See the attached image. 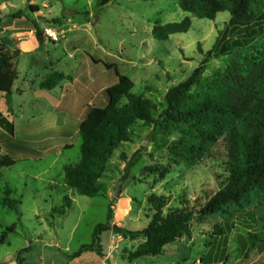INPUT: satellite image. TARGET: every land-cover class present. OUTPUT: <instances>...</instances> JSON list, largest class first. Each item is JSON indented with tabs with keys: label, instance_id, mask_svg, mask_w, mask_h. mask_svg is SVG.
<instances>
[{
	"label": "rangeland",
	"instance_id": "obj_1",
	"mask_svg": "<svg viewBox=\"0 0 264 264\" xmlns=\"http://www.w3.org/2000/svg\"><path fill=\"white\" fill-rule=\"evenodd\" d=\"M30 1L37 7L36 12L27 10ZM3 14H18L17 18L6 17L9 22L33 21L41 31L51 26L60 32L58 42L47 44V52L18 58L16 71L20 82L35 78L38 83L52 73L68 76L53 90L45 91L53 102L66 84V92L73 100L77 98V103H62L61 113L83 114L90 106L103 108L104 89L117 81L115 71L133 82L131 94L149 99L156 108L151 111L155 122L134 124L129 142L121 143L112 153L97 183L99 194L93 198L63 187V167L79 160V131L72 137L53 136L52 141L36 145L22 143L20 131L8 149L28 161L0 168V264H194L215 252L214 246L220 243L212 232L221 222L219 217L195 216L192 237L166 245L156 257L137 256L145 240L124 238L118 229L145 228L153 214L151 196L168 198L164 209L167 214L181 209L184 200L190 206L204 204L226 179L222 141L201 163L189 166L175 161L169 157L168 146L179 137L177 125L160 116L167 107V91L191 75L204 58L203 53L234 33L229 25L230 14L219 13L213 21L199 18L181 10L179 0H0L1 25ZM185 18L191 20L188 32L172 35L166 41L153 38L155 25L180 23ZM230 60L231 55L210 60L201 79L212 76ZM126 102L123 99L121 103ZM24 104L22 116L30 117L51 110L54 103ZM65 140L68 143L60 150ZM144 140L146 145L142 144ZM153 167H168V173L160 179L149 173ZM122 177L121 193L115 198L113 192ZM4 187L13 190L9 198L20 202L16 210L3 201ZM64 197L71 199L66 214H54ZM259 216L256 229L236 224L228 237L227 264H264V211ZM99 223L109 227L100 237L102 257L90 250L83 253V258L70 259L82 245L91 244L94 227ZM10 227L15 231L8 232ZM236 233L243 238L254 236L246 241V250L239 248Z\"/></svg>",
	"mask_w": 264,
	"mask_h": 264
},
{
	"label": "trees",
	"instance_id": "obj_2",
	"mask_svg": "<svg viewBox=\"0 0 264 264\" xmlns=\"http://www.w3.org/2000/svg\"><path fill=\"white\" fill-rule=\"evenodd\" d=\"M179 7L211 21L217 14L228 12L234 33L203 53L204 58L191 75L167 91L164 98L167 107L160 118L176 124L179 135L169 144L168 154L171 159L192 166L201 163L222 141L226 150L227 177L204 204L196 202L190 206L189 201L184 200L181 209L169 210L167 214L164 209L168 198L151 196L149 204L153 214L147 226L138 231L120 228L118 233L130 240H145L138 247L137 256L156 257L166 245L192 237L191 222L195 216L219 217L221 222L214 225L212 234L220 246H214L215 252L200 261L202 264H227L228 237L236 224L251 230L264 211V0H179ZM36 8L30 5L32 12H36ZM190 27L191 20L185 18L180 23L155 25L152 35L158 41H166L172 35L188 32ZM36 33L42 36L38 27ZM2 48L0 46V93L9 95L18 76L14 66L18 53L8 55ZM227 55H231V60L226 66L201 79L210 60ZM115 73L116 83L104 89L106 105L103 108L90 106L81 116L79 160L63 167V187L80 196L93 198L99 194L97 183L112 153L121 143L129 142V130L134 124L155 122L151 116L155 105L143 96L131 94L133 82ZM63 79V74L54 73L43 88L52 89ZM123 99L127 100L124 104L121 103ZM0 137V142L13 138V124L1 113ZM19 162L22 161L4 157L0 168H9ZM149 173L163 179L168 167H153ZM3 190L6 194L3 201L9 209L16 210L20 202L9 198L13 190L9 187ZM70 204L71 199L64 197L62 206L53 213L63 216ZM7 231L15 230L10 227ZM106 231H109L108 225L97 224L91 244L82 245L70 259L90 250L102 257L99 243L101 234ZM6 236L4 233L3 238ZM235 236L241 250H246V241L254 237L243 238L237 233Z\"/></svg>",
	"mask_w": 264,
	"mask_h": 264
},
{
	"label": "crops",
	"instance_id": "obj_3",
	"mask_svg": "<svg viewBox=\"0 0 264 264\" xmlns=\"http://www.w3.org/2000/svg\"><path fill=\"white\" fill-rule=\"evenodd\" d=\"M30 5L35 4L30 1L27 10H30ZM11 16L13 17V15L10 14L2 15L4 21L2 25L0 24V46L6 51L11 52V54H13V52L18 53L14 62L15 69L17 70L16 61L18 58L26 55L31 57L42 51L47 52L46 46L52 41H47L45 38H42V36H37L36 27H38V25L36 22L27 21L26 24H18L17 22L6 21V17ZM52 75L53 73L46 78H41L38 83L35 78L28 80L24 78L21 79L22 81L20 82L19 76H17V79L11 87V93L9 95L2 92L0 93V113L8 122L13 124L12 140L0 142V161L4 157H9L13 161H28V158H24V156H14L12 151L8 149L9 144L17 140V134L20 133V131L23 133L22 143L32 145H36L40 141H52L53 136L72 137L74 133L79 131L82 112L61 113L59 110L62 103H77V98L73 100L72 95L66 92L67 85L65 84L61 87L60 96L54 98L53 102L45 93L46 90H53L69 77L64 75V79L52 89L43 88L45 81ZM43 101L54 103L51 110L39 112L37 115L30 117L22 116L24 103H42ZM58 121H60L61 124H58ZM67 143V140H65L59 149H63ZM22 147L24 148V145H22ZM23 249L28 248H22L21 250ZM84 254L76 258V260L83 258ZM70 264H72V262H70Z\"/></svg>",
	"mask_w": 264,
	"mask_h": 264
},
{
	"label": "built area",
	"instance_id": "obj_4",
	"mask_svg": "<svg viewBox=\"0 0 264 264\" xmlns=\"http://www.w3.org/2000/svg\"><path fill=\"white\" fill-rule=\"evenodd\" d=\"M42 35L46 37V39L51 40L52 42H58L60 32L55 30L51 26L44 27L42 30ZM194 264H202L200 260L196 261Z\"/></svg>",
	"mask_w": 264,
	"mask_h": 264
},
{
	"label": "water",
	"instance_id": "obj_5",
	"mask_svg": "<svg viewBox=\"0 0 264 264\" xmlns=\"http://www.w3.org/2000/svg\"><path fill=\"white\" fill-rule=\"evenodd\" d=\"M143 145H146L147 144V140H144L142 142ZM125 180V177H122L118 182H117V185H116V189L115 191L113 192V196L115 198H118L120 196V193H121V189H122V186H123V182ZM113 230H117V227H113Z\"/></svg>",
	"mask_w": 264,
	"mask_h": 264
}]
</instances>
